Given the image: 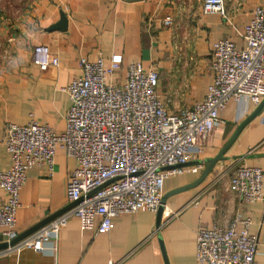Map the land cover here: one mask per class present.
<instances>
[{
	"label": "crops",
	"instance_id": "0c3cea01",
	"mask_svg": "<svg viewBox=\"0 0 264 264\" xmlns=\"http://www.w3.org/2000/svg\"><path fill=\"white\" fill-rule=\"evenodd\" d=\"M202 6L203 0L196 5L190 0H37L14 38L8 39L10 56L0 70V170L10 166L2 144L7 123L24 125L33 118L57 134L64 132L69 108L65 88L79 74L80 57L93 61L101 53L107 62L120 55V80L133 62L145 69L154 67L159 72L160 100L170 112L201 102L212 81L211 45L230 39L242 49L243 29L254 7L264 6V0H224L226 19L204 14ZM61 13L67 18L66 31H47ZM166 19L171 21L168 27ZM37 45L48 46L58 56V68L40 71L32 63ZM258 106L247 99L230 102L219 115L223 124L201 156L186 165L189 169L201 163V169L165 179L163 195L193 184L206 160L216 157ZM223 156L201 183L166 200L159 227L157 212L146 209L116 217L114 228L104 234L82 231L72 217L60 230L52 256L21 249L0 256V264H197L196 231L227 226L236 216L251 218L249 232L259 242L255 261L264 264V201L245 205L228 189L230 175L239 165L264 173V104ZM74 167V160L59 150L50 175L39 167L28 170L16 214L18 234L69 205L66 186ZM0 243H4L1 229Z\"/></svg>",
	"mask_w": 264,
	"mask_h": 264
},
{
	"label": "built area",
	"instance_id": "2783aa9c",
	"mask_svg": "<svg viewBox=\"0 0 264 264\" xmlns=\"http://www.w3.org/2000/svg\"><path fill=\"white\" fill-rule=\"evenodd\" d=\"M202 11L227 17L224 0H203ZM164 25L170 26V19ZM241 37L242 49L230 39L211 45L212 81L203 100L177 112H170L161 102L159 72L154 67L145 69L133 62L120 80L122 57L113 55L106 62L98 53L93 61L79 58V74L65 88L69 108L63 133L33 118L24 125L7 123L2 144L10 166L0 170L4 242L9 244L18 236L16 214L28 170L39 167L50 175L59 150L75 162L66 197L69 204L78 203L1 250L0 256L21 249L52 256L60 230L72 217L78 219L82 231L104 234L122 214L141 209L156 213L165 179L201 169V163L189 169L185 165L201 156L215 129L223 124L220 112L241 99L256 107L264 97V6L254 7ZM32 63L40 71L60 64L46 45L33 47ZM263 179L260 168L239 165L230 175L228 189L245 205L264 201ZM250 225L249 216H236L227 226L198 229L197 264H257L259 242L250 234Z\"/></svg>",
	"mask_w": 264,
	"mask_h": 264
},
{
	"label": "water",
	"instance_id": "95a60500",
	"mask_svg": "<svg viewBox=\"0 0 264 264\" xmlns=\"http://www.w3.org/2000/svg\"><path fill=\"white\" fill-rule=\"evenodd\" d=\"M67 29V18L65 16L64 13L60 14V18L58 20L57 23L51 25L47 31L49 32H53V31H59V32H64ZM264 104V99L262 101V103H260V105L257 107V109L255 110V112L246 119V121H244L236 130V132L234 133V135L232 136V138L230 139V141L223 147V149L220 150V152L216 155V157L211 158V159H207L206 160V167L203 170L202 174L200 175V177L191 185H187L172 191L167 192L165 195L162 196L161 199V206L159 207V209L157 210L156 213V227H159L160 225V221H161V216L164 210V205L166 200L172 196L175 195L181 191L187 190L189 188L195 187L197 186L199 183H201L205 177L208 175V173L213 169V167L215 166V164L219 161L224 160V154L226 153V151L228 150V148L232 145V143L234 142V140L236 139V137L238 136L241 128L251 120V118L260 110V108L262 107V105ZM189 164V163H188ZM193 164V163H190ZM186 166V165H185ZM78 202H74L71 203L69 205H67L65 208H63L62 210H60L59 212L55 213L54 215H51L50 217L44 219L43 221H41L40 223L34 225L33 227H31L30 229L26 230L25 232L18 234V236L13 239L9 244L4 242V243H0V251L6 249L9 246H13L15 244H17L18 242H20L21 240L25 239L26 237L30 236L31 234H33L34 232L38 231L40 228L44 227L45 225H47L49 222H51L52 220H54L55 218H57L58 216L62 215L63 213H65L66 211H69L71 208H73ZM162 247V245H161Z\"/></svg>",
	"mask_w": 264,
	"mask_h": 264
},
{
	"label": "rangeland",
	"instance_id": "374dc122",
	"mask_svg": "<svg viewBox=\"0 0 264 264\" xmlns=\"http://www.w3.org/2000/svg\"><path fill=\"white\" fill-rule=\"evenodd\" d=\"M193 5L201 0H190ZM37 0H0V70L10 56L9 38H14L23 20L29 17Z\"/></svg>",
	"mask_w": 264,
	"mask_h": 264
}]
</instances>
